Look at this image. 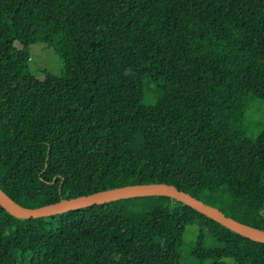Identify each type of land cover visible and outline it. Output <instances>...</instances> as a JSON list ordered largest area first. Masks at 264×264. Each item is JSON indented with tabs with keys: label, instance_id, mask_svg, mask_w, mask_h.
<instances>
[{
	"label": "trees",
	"instance_id": "obj_1",
	"mask_svg": "<svg viewBox=\"0 0 264 264\" xmlns=\"http://www.w3.org/2000/svg\"><path fill=\"white\" fill-rule=\"evenodd\" d=\"M35 42L61 75L31 72ZM253 101L264 0H0V188L23 206L167 182L264 229ZM188 225L194 264H264V243L161 195L37 218L0 206V264H188Z\"/></svg>",
	"mask_w": 264,
	"mask_h": 264
},
{
	"label": "water",
	"instance_id": "obj_2",
	"mask_svg": "<svg viewBox=\"0 0 264 264\" xmlns=\"http://www.w3.org/2000/svg\"><path fill=\"white\" fill-rule=\"evenodd\" d=\"M157 195L168 196L178 200L208 218L213 219L229 230L253 241L264 243V229L241 222L226 215L218 207L208 204L190 193L179 189L174 184L167 182L125 184L94 191L88 194L62 198L58 201L37 207H27L19 204L0 188V206L16 218H37L114 200Z\"/></svg>",
	"mask_w": 264,
	"mask_h": 264
},
{
	"label": "rangeland",
	"instance_id": "obj_3",
	"mask_svg": "<svg viewBox=\"0 0 264 264\" xmlns=\"http://www.w3.org/2000/svg\"><path fill=\"white\" fill-rule=\"evenodd\" d=\"M18 45V43H15ZM29 60L28 66L32 73L37 77L41 76L43 70L48 71L55 75H61L63 72V62L58 51L51 45H47L44 42H35L28 47ZM154 87L145 83V98L144 104H153L154 100ZM249 123H255L251 125V128H256V125L264 123V103L260 101L249 102L248 118ZM198 232V227L195 225H188L184 232V243L181 247L182 258L188 264H194L196 260L188 256L187 249L195 240V236ZM229 264H234L230 259H224ZM207 264V263H206Z\"/></svg>",
	"mask_w": 264,
	"mask_h": 264
}]
</instances>
